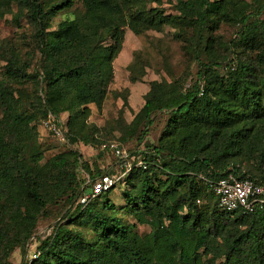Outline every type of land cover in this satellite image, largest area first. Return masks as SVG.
<instances>
[{
  "label": "trees",
  "instance_id": "trees-1",
  "mask_svg": "<svg viewBox=\"0 0 264 264\" xmlns=\"http://www.w3.org/2000/svg\"><path fill=\"white\" fill-rule=\"evenodd\" d=\"M74 2L0 0V18L24 17L34 27L38 54L24 60L10 47L2 55L0 264H11L16 248L25 258L38 221L61 201L69 206V221L55 226L27 264H264V209L225 211L210 185L229 173L264 185V0H175L177 14L148 7L146 0H83L81 16L51 29L54 17ZM224 21L239 26L230 41L237 54L259 49L256 59L247 54L235 63L218 55L215 31ZM166 26L185 42L197 79L187 86L151 82L120 140L101 138L88 118L107 97L125 28L140 34ZM14 83L32 85V111L24 109ZM159 112L168 120L151 146L145 139ZM49 113L64 124L72 146L115 140L126 147L123 142L136 136L128 151L147 167L83 206L79 200L91 184L83 187L80 168L93 179L90 165L75 148L45 159L38 120ZM122 185L135 221L111 199ZM138 224L151 229L141 234Z\"/></svg>",
  "mask_w": 264,
  "mask_h": 264
},
{
  "label": "rangeland",
  "instance_id": "rangeland-1",
  "mask_svg": "<svg viewBox=\"0 0 264 264\" xmlns=\"http://www.w3.org/2000/svg\"><path fill=\"white\" fill-rule=\"evenodd\" d=\"M58 1V0H54ZM251 2L252 0H247ZM148 7L157 6L166 11V13L177 14L174 7L175 0H146ZM16 11V5L13 6ZM85 12L83 0H75L73 6L66 10H62L51 23V29H55L58 23L64 19L81 16ZM264 16V15H263ZM239 26L235 23L224 21L215 31V49L218 55L222 58L227 57L226 62L233 60L237 63V59H242L251 56L252 59L257 58L259 49L247 54H237L230 41L236 36ZM34 27L27 21L26 18L16 20L12 14H8L0 18V78L4 77V65L2 55L6 56L10 47L15 48V51L26 60V58L35 57L38 59V54L34 55ZM176 31L171 26H166L162 30H148L140 34L134 33L130 28L126 27L122 47L113 60L114 74L109 85L107 97L101 107L93 105L88 118V121L95 123L97 128L101 129V138L116 139L117 141L126 133L129 123L134 119L135 115L142 108L145 96L150 89V84L153 81L168 82L179 80L186 86L190 85L197 79L198 65L191 61V54L185 48V42L182 39L175 37ZM264 49V46H262ZM17 95L21 96V103L27 111H32L33 108L29 101L33 99V87L29 83H14ZM68 113L62 114V118L67 119ZM44 118L38 120V140L43 145L45 150V159L56 154L66 152L71 148L79 150L83 161L90 165L92 178L113 170L117 165V158L110 151H102L101 145L96 142L79 141L78 144L71 145L70 140L63 142L53 137L51 134L44 131L41 127ZM168 114L159 112L155 116L153 125L149 127L146 135V144H158L161 133L167 124ZM129 135V134H128ZM97 136V135H96ZM138 140L136 136H131L127 139L125 148L127 150L135 148ZM103 153H100V152ZM81 178L86 182L83 187L88 184L89 173L83 167L80 168ZM163 178H165L163 176ZM121 187V188H120ZM111 192V199L119 206V211L122 216L130 221H135L132 212L129 211L127 202L122 197L121 189H125L122 185ZM127 188V185H126ZM88 192L85 191V193ZM212 200H205L202 204H211ZM73 206V205H72ZM75 206V205H74ZM74 206L71 210L74 209ZM69 206L65 202L54 203L48 207V212L38 221L35 233L30 239L27 255L23 259L21 250L16 248L9 262L11 264H27L31 262L33 254L38 250L41 241L49 236L55 226L63 220L69 221ZM84 229L82 226H76ZM138 229L141 234H147L151 227L149 225L138 224ZM90 236V235H88Z\"/></svg>",
  "mask_w": 264,
  "mask_h": 264
},
{
  "label": "built area",
  "instance_id": "built-area-1",
  "mask_svg": "<svg viewBox=\"0 0 264 264\" xmlns=\"http://www.w3.org/2000/svg\"><path fill=\"white\" fill-rule=\"evenodd\" d=\"M41 127L58 140L67 141V129L53 113H49L43 119ZM101 150L113 153L118 163L113 170L88 179L91 187L79 200L83 206H86L96 195L124 184L134 169L147 167V162L144 159H135L130 151L115 140L103 143ZM210 185L218 198V206L225 211L240 210L251 213L257 209H264V185L257 184L251 179H242L234 173H229L226 177L211 182ZM39 253L40 251L37 250L30 261L36 258Z\"/></svg>",
  "mask_w": 264,
  "mask_h": 264
}]
</instances>
